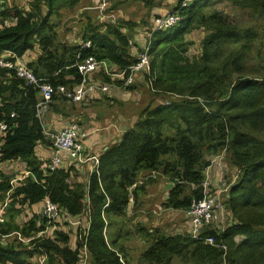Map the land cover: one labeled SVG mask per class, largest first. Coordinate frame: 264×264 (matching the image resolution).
I'll return each mask as SVG.
<instances>
[{
  "label": "trees",
  "instance_id": "1",
  "mask_svg": "<svg viewBox=\"0 0 264 264\" xmlns=\"http://www.w3.org/2000/svg\"><path fill=\"white\" fill-rule=\"evenodd\" d=\"M182 1H178L171 11L178 12L180 22L168 30L155 31L149 51L153 57V88L163 95L171 93L178 97L170 100L169 105L161 103L145 107L120 141L101 154L99 175L91 174L87 183L71 179L74 166L48 173L49 163L38 160L36 146H48L49 143L42 135V125L35 110L37 89L26 85L13 72L0 68V121L15 125L0 139V162H21L23 168L35 176V180L26 178L23 185L18 182L14 189L9 186V177L1 176L0 192L5 194L14 190V204L30 208L47 198L71 218L79 217L87 209L89 224L85 235L69 225L66 227L68 232L75 233L73 245L62 229L66 223L59 217L49 223L54 227L52 238L31 240L27 245L18 240L14 245L2 241L11 232L21 233L29 239L48 225V219L34 215L22 226L11 222L13 219L1 221L0 264H31L29 260L36 251L44 256L43 264H82V250L87 254V264L125 263L124 248L118 247L116 240L106 237L107 219L126 215L130 194L133 200L143 188L142 184H137L139 174L155 171L168 177L175 185L168 191L166 207L181 210L192 198H201L200 190H190L187 196H182V186L200 185L209 166L205 157L216 156L225 147L232 158L231 163L241 172L238 184L230 188L225 202L235 221L223 232L211 229L201 235L213 237L217 245L226 246V251L187 235L157 237L147 233L151 245L142 254V260L148 264H172L175 256L193 264H264V189L259 188L263 187L259 181L264 182V141L250 134L247 137L233 124L235 118L249 117L253 127L259 126L258 132L264 128V58L256 76L245 78L243 65L249 40L254 38L255 32L249 28L238 29L222 19L217 11L205 12L212 0H190L185 7L181 6ZM230 1L241 8L264 11V0ZM5 2L0 0V20L12 23L0 29V54L9 51L22 57L37 45L40 53L34 61L28 62V67L38 78L47 79L54 86H71L77 82L73 65L78 54L81 59L93 56L106 60L117 66V71L136 62L129 52L128 38L119 26L111 24L104 30L88 25L81 41H90V49H81L77 43L70 47L63 44L54 47L55 31L50 16L55 5L62 3L72 7L79 0H32L27 11L3 8ZM42 2L48 8L45 14L41 13ZM193 26L206 32L201 42L200 64H194L182 55L186 44L184 36ZM235 40L246 44L237 50L220 46V42ZM216 70L237 73L239 77L227 84L220 78L213 82ZM128 75L126 70L124 79L116 80L101 74L100 83L125 89L123 81ZM133 88L132 85L126 89ZM220 99L223 101L219 102ZM223 108L238 109V112L231 118L226 116ZM12 113L14 118L10 117ZM169 127L174 130L173 137L168 136ZM168 155H174L176 159H164ZM239 235L244 236V240L234 241ZM29 246L35 251H27Z\"/></svg>",
  "mask_w": 264,
  "mask_h": 264
},
{
  "label": "rangeland",
  "instance_id": "2",
  "mask_svg": "<svg viewBox=\"0 0 264 264\" xmlns=\"http://www.w3.org/2000/svg\"><path fill=\"white\" fill-rule=\"evenodd\" d=\"M32 0H6V2L3 4V8H11L15 7L20 10L27 11L30 8V3ZM164 0H79V2L72 7L65 6L59 4L55 5L54 12L50 16V22L54 25V31H55V39H54V47H57L59 44H63L67 47H70L71 44L77 43L81 44V35L84 31H86L89 24H91L95 28H102L105 29L108 26V23L110 21L113 22H126L124 24H121V28L128 30L127 32L123 33L128 38V45L129 47H133L136 50V55L134 56L136 58L137 54L141 52L144 49H148V52L150 51L151 42H152V21H150V8L151 5L154 3H160L162 4ZM178 1L180 0H172L168 3V5H165L167 13H171L172 10L176 7ZM47 6L45 2H42L41 4V13L45 14L47 12ZM211 11H217L221 16L222 19H225L229 23L233 24L235 27H237L240 30L249 28V30H252L255 32V36L252 40H249V48H248V55L246 57V60L244 62V74L245 78H254L257 74V70L260 65H263L262 58H264V11L256 10L253 8H241L239 6H236L233 4L230 0H212L210 5H208L205 9V12H211ZM150 18V19H149ZM154 18V15L152 16V19ZM127 20V21H125ZM3 25L2 20H0V27ZM139 32H141L139 34ZM143 35V44L140 45L137 48V43H139L137 40L133 39V35ZM206 32L203 30V28H195L193 26V29H191L185 36H184V42L186 43L183 47V53L182 55L184 57H188L189 61L194 64H200L201 63V53H202V39L204 38ZM235 41H224L223 43L220 42V46L223 49L227 50H237L241 46H243V41L236 42ZM34 52H36L38 55L40 53V50L37 45L34 46L33 49ZM150 61L153 60L152 53H150ZM185 54V55H184ZM24 58L26 60H32V57L30 54H25ZM229 70V69H228ZM239 75L237 73H230V72H223L222 70H216L214 72L213 82H215L217 79H222L225 84L228 82H232L235 79H237ZM96 78L98 80H101V74H96ZM103 78V77H102ZM104 79V78H103ZM163 92L156 93L155 96L159 98V104L162 103V101L165 100V95H163ZM176 95V94H175ZM178 96V95H177ZM223 99H220L219 102H222ZM222 111L226 114V116H229L231 118L235 117L236 112H238V109H232L227 110L226 108H223ZM245 116L247 113L244 111L243 113ZM253 121L249 120V117L246 118H235L233 119V124L236 126L240 132L244 133L249 137V134L253 136L255 139L264 141V128L257 131L258 127H253L251 125ZM80 124V123H79ZM81 125V124H80ZM168 136L173 137L174 130L169 127L168 128ZM222 151V150H221ZM221 151L216 155L223 157L220 160V164L224 168L225 175L223 174L224 179L226 180V185L222 188L226 187L230 189L231 186L238 184L241 176L240 170L237 168L236 165H233L232 158L230 157V153L228 152V149L226 153H221ZM213 156V157H216ZM164 159H167L168 161H174L176 158L174 155H168L167 157H164ZM204 161H209V165L211 164L212 157L206 156ZM15 163V162H14ZM14 163H4L0 162V181L3 180V177H9V186L11 188H15V183L13 185L11 184V181L16 179L20 174H24L27 170L23 167H15ZM148 172H146L147 174ZM141 173L140 175H142ZM158 177L153 178H146L144 179V176H139L138 178H141L140 184H148L151 187H154V197H150L147 199L148 201H151L153 199V203L150 206V216H153L154 214L152 211L156 207H164L166 210L160 215H156L157 218H160L157 222L152 221L151 219L147 218L146 220H140L138 222V216L137 214H130L129 216L125 215L122 217H113L111 219H107V222H109V225L107 227V239L111 238H117V234L119 235H125L126 229L130 227V230L128 231V238L125 240L126 245L123 247L126 251V259L129 263L127 264H148L145 260L143 262L140 261L141 253L148 247V240L144 233L138 232L139 226H144L145 231L149 229L154 230V234H158L159 232H162L165 228H168V225H164L161 223V220L166 216L168 213H170L172 208H167L166 200L168 197V191L161 192L162 183L165 181H168V177L163 176L161 172L158 173ZM24 176L23 179L26 177H29V173L27 175H21ZM148 179V180H147ZM147 180V181H145ZM143 181H145L143 183ZM18 183V182H16ZM260 185H263V187H259L260 190L264 189V182L259 181ZM23 185V184H21ZM161 185V186H160ZM182 196H187L190 193V190H192L191 185H183ZM181 187V188H182ZM143 190V188H142ZM14 190H9L8 192L1 193L0 192V222L1 221H10L15 222L17 225L22 226L25 222H27L32 216H34V210L30 207L23 206V205H16L13 202L14 198ZM141 193V191L139 192ZM228 200V199H226ZM136 201L138 199L136 198ZM226 202V201H225ZM226 210L223 213V219L218 224L217 229L221 230L227 226V224L234 222L235 218L233 217L231 211L227 208L225 205ZM251 207V206H250ZM250 210V208H249ZM182 212V211H181ZM174 214H181L180 212H176ZM87 215L88 211L85 209L81 216L76 217L75 219H79L81 224L83 226L86 225L87 222ZM62 222H65L66 224H63L62 229L64 230V233H67L69 236V243L71 245L74 244V238L75 233L68 232V225L70 224L61 218ZM72 221H75L72 219ZM232 224V223H231ZM67 227V228H66ZM133 227V229L131 228ZM73 228H75L73 226ZM89 230V227H87ZM73 231V230H72ZM157 231V232H156ZM34 234V233H33ZM165 236H172L173 232H166L163 233ZM82 235H85V233H82ZM126 235V236H127ZM18 238H21L23 240L25 239L21 233H12L7 237L4 238L2 243H12L17 244ZM81 238V234L79 239ZM140 238V240H138ZM17 241V242H16ZM23 244L27 245L26 242H22ZM69 244V245H70ZM70 245V247H71ZM72 248V247H71ZM28 250L35 251L33 248H28ZM37 252V253H36ZM33 256L30 258L31 264H37L40 262L42 258V254L38 253L36 251ZM81 255H86L85 251L80 252ZM28 257V255H27ZM88 258V257H87ZM180 257H172L171 263L172 264H193L191 262H182ZM125 260V259H124ZM88 263V259L86 260V264Z\"/></svg>",
  "mask_w": 264,
  "mask_h": 264
},
{
  "label": "built area",
  "instance_id": "3",
  "mask_svg": "<svg viewBox=\"0 0 264 264\" xmlns=\"http://www.w3.org/2000/svg\"><path fill=\"white\" fill-rule=\"evenodd\" d=\"M190 0H183L182 7L188 5ZM181 20V16L178 12L159 14L152 19V32L165 31L175 27ZM4 28L9 26L11 22L9 20H2ZM81 49H90L91 42L85 41L81 44ZM76 69L78 76L77 82L67 86L64 84L52 85L47 79L38 78L33 71L28 67V61L22 57L15 56L12 52L4 51L0 54V68L7 69L13 72L14 75L25 82L26 85L32 86L37 89V103L35 106L36 114L40 122L42 121V114L47 111L49 105L53 102L54 98H62L64 100L80 103L87 99L91 94L95 92L106 93L110 87L101 84L96 74L100 73L106 75L112 79L122 80L126 70L129 71V75L126 80L123 81V87L127 88L135 84V76L140 74L145 79V84L148 90L152 93H159V91L153 88V76L151 73V61L148 49H144L137 54L136 62L129 68L123 71H117V66L111 65L106 60H98L93 56H88L83 59L80 58V54L77 55V60L73 65ZM175 94L168 93L163 104L169 105L170 100L177 98ZM11 118L15 117V114L10 115ZM42 125V135L44 139L49 143V147L53 151L51 158L49 159L48 173H52L60 168L61 153L67 154V156L73 160L76 164L85 165L91 163L89 168L90 174L95 172L98 174L99 158L93 155H87L83 148V140L87 136V132L74 121H70L64 128L58 132L47 131ZM15 125L7 122L0 121V139L7 132L11 131ZM226 152V147L222 150ZM221 152V153H222ZM213 163V162H212ZM211 165V164H210ZM210 165L208 168H210ZM207 168V169H208ZM205 170L203 173L204 179L200 185H191L192 190H200L201 198H192L190 204L181 209L182 213L190 221V233L189 237L202 241L211 247L221 248L226 251V246L217 245L213 237H202V233L206 230L217 229L218 224L223 219V213L226 210L225 201L228 198L229 189L223 186L226 185V180H223V175H220L217 186L213 187L212 183L208 180L209 170ZM25 173L24 175H27ZM157 176V172L153 171L149 177ZM24 176L18 178L23 179ZM16 180V179H15ZM13 180L11 183H14ZM37 216L41 219L46 217L48 219V225L43 230L34 233L31 238L23 240L18 238L21 242L28 244L31 240L43 241L52 238L54 235V227L50 226V221L63 218L66 220L70 227L78 229L79 233H85L89 227L88 221L83 226L79 220L72 221V218L62 209H59L49 199H45L41 207L36 212ZM18 234V233H17ZM234 241L240 242L241 237H235ZM28 248H31L29 246ZM82 264H86L87 256L81 255ZM44 256L37 264H43ZM122 264H125L122 262Z\"/></svg>",
  "mask_w": 264,
  "mask_h": 264
},
{
  "label": "crops",
  "instance_id": "4",
  "mask_svg": "<svg viewBox=\"0 0 264 264\" xmlns=\"http://www.w3.org/2000/svg\"><path fill=\"white\" fill-rule=\"evenodd\" d=\"M172 0H164L162 4L160 3H154V5H151L150 8V21H152V16L158 15V14H166V7L165 5H168V3ZM127 21V20H125ZM118 23L120 22H113L110 21L108 23L114 26H119L120 31L122 33L127 32L128 30L121 28V25ZM101 30H104L101 28ZM141 32H139L140 34ZM133 35V39L137 40L139 43H137V48L143 44V38L141 35ZM129 52L132 56L136 55V50L133 47H129ZM30 54L32 57V60H27L28 62H32L36 59L38 54L34 51L26 53ZM96 77V75H95ZM97 82H100L98 80ZM134 88L131 90H127L126 88H110L106 93H99L95 92L91 94L87 99L83 100L80 103H74L67 100H64L62 98H57L53 100V102L49 105L47 111H45L42 114V121L43 127L50 132H58L62 128H64L67 124H69L70 121H74L76 123H80L79 125L82 126V128L87 132L86 138H84L82 144L84 151L87 155H93L98 158H100L101 154L110 146L116 144L120 141L122 135L129 130L136 120L139 117L140 112L147 107L148 105L154 106L156 104H159V98L152 93H150L147 90V87L145 85L144 77L140 74H137L135 76V84L133 85ZM53 154V151L49 147V145H37L35 148V155L38 158V160L42 162L49 163V159L51 158ZM61 164L60 168L63 169H70V167H73V171L70 172V177L72 180H76L78 182L87 183V180L91 174H95L96 176L99 175L95 172L91 173L89 172V168L91 166V163H87L85 165L76 164L73 160H71L67 154L61 153ZM223 157L216 156L212 157L210 168H206L209 170L208 172V180L210 183H212V186L216 187L218 180L220 178V175H225V170L223 166L219 163L220 160ZM15 162V163H14ZM15 167H24L23 163L14 161ZM213 162V163H212ZM205 169V170H206ZM153 172V171H152ZM149 172L146 174V172H142L143 174L139 176L143 177L144 179L148 178H157L155 177H149V175L152 173ZM25 173H29V177H31L33 180H35L34 174L26 171ZM24 173V174H25ZM46 173V172H45ZM20 174L18 177H16V182H20L23 184L25 179L18 180V178H21ZM138 176V177H139ZM71 179L67 180L69 183ZM141 178H138V186L140 184ZM147 179V180H148ZM204 179V176H203ZM145 180V181H147ZM223 180L224 177H223ZM13 181V180H12ZM11 181V182H12ZM143 181V183L145 182ZM13 185V183H11ZM167 184H172L173 187L175 183L165 181L162 183L161 192H165V186ZM143 190L141 189V193H138L137 196L132 200L131 194L129 198L130 204L127 206L126 215L129 216L130 214H137L138 216V222L140 220H146L147 218L151 219L154 222H157L160 220V218H157L156 215H160L166 210L164 207H156L152 213L153 216H150V206L153 203V199L151 201H148L150 197H154V187L149 186L148 184H142ZM161 186V185H160ZM171 190V189H170ZM136 198L138 201H136ZM42 203L36 204L35 206L31 207L34 210V215H37V210L41 207ZM166 207V206H165ZM171 208V207H167ZM173 209V208H172ZM176 212H180L181 214H174ZM82 215V214H81ZM80 215V216H81ZM88 216V215H87ZM163 220H161V223L164 225H168V228H165L162 232H159L158 234H154L153 229H149L145 231L144 226H139L138 232L146 234H153L157 237L165 236L163 233L166 232H173L174 235H189L190 233V221L189 219L181 212V210L174 209L170 213H168L166 216L161 217ZM73 220H79L72 218ZM4 222V221H3ZM233 223V222H231ZM231 223L227 224V226L221 230L216 229L218 232H223L226 228H228ZM72 228V227H71ZM133 229V227H131ZM130 230V227H128L125 231V235H119L117 234V238H113V240H116V245L118 247H125L126 245V239L128 238V231ZM157 232V231H156ZM107 234V233H106ZM127 235V236H126ZM241 240H244V236H241ZM149 244L146 249L149 248L151 245L150 239L146 236ZM140 240V238H138ZM145 249V250H146ZM125 250V249H124ZM144 250V251H145ZM140 261L145 263L142 260V254ZM126 252V251H125ZM127 257V255H126ZM125 263H129L126 258H124Z\"/></svg>",
  "mask_w": 264,
  "mask_h": 264
},
{
  "label": "clouds",
  "instance_id": "5",
  "mask_svg": "<svg viewBox=\"0 0 264 264\" xmlns=\"http://www.w3.org/2000/svg\"><path fill=\"white\" fill-rule=\"evenodd\" d=\"M158 15H159V14H158ZM155 16H157V15H155ZM155 16H154V17H155ZM11 23H12V22H11ZM82 43H83V42H82ZM82 43H81V44H82ZM81 44H80V47H81ZM25 54H26V53H25ZM25 54H24V55H25ZM24 55H23V56H24ZM136 57H137V56H136ZM144 81H145V79H144ZM145 85H146V84H145ZM131 86H132V85H131ZM146 87H147V86H146ZM147 90H148V88H147ZM148 91H149V90H148ZM149 92H150V91H149ZM150 93H152V92H150ZM152 94H156V93H152ZM166 96H167V94H166ZM166 96H165V97H166ZM164 105H165V104H164ZM226 151H227V149H226ZM221 152H222V151H221ZM225 153H226V152H225ZM231 187H232V186H231ZM231 187H230V188H231ZM229 190H230V189H229ZM228 197H229V191H228ZM227 199H228V198H227ZM87 221H88V218H87ZM237 237H240V236H237ZM123 263H124V262H123ZM125 264H126V263H125Z\"/></svg>",
  "mask_w": 264,
  "mask_h": 264
},
{
  "label": "water",
  "instance_id": "6",
  "mask_svg": "<svg viewBox=\"0 0 264 264\" xmlns=\"http://www.w3.org/2000/svg\"><path fill=\"white\" fill-rule=\"evenodd\" d=\"M173 188V185L172 184H167L166 186H165V191H167V190H170V189H172ZM87 188H85V190H86Z\"/></svg>",
  "mask_w": 264,
  "mask_h": 264
}]
</instances>
